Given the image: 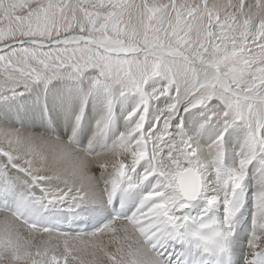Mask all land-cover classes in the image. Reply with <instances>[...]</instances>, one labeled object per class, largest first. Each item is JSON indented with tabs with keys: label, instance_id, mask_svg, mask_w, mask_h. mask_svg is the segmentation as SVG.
<instances>
[{
	"label": "snow or ice",
	"instance_id": "obj_1",
	"mask_svg": "<svg viewBox=\"0 0 264 264\" xmlns=\"http://www.w3.org/2000/svg\"><path fill=\"white\" fill-rule=\"evenodd\" d=\"M0 264H264V0H0Z\"/></svg>",
	"mask_w": 264,
	"mask_h": 264
}]
</instances>
